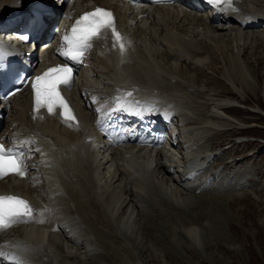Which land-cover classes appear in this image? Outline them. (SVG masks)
I'll list each match as a JSON object with an SVG mask.
<instances>
[{"label": "bare ground", "instance_id": "6f19581e", "mask_svg": "<svg viewBox=\"0 0 264 264\" xmlns=\"http://www.w3.org/2000/svg\"><path fill=\"white\" fill-rule=\"evenodd\" d=\"M18 1L26 0H0V15ZM236 5L229 17L214 11L206 16L183 7L162 9L147 15L143 26L138 22L128 28L135 45L125 63L94 57L90 72L94 77L72 94L82 117L78 132L53 120L34 124L27 116L26 97L13 100L9 135L20 147L29 148L26 157L31 173L29 181H0V191L21 196L34 212L41 210L42 223L16 230L17 236L9 234L12 240L6 245L21 249L29 264H80L89 254L117 257L124 264H144L141 253L129 251L139 232L134 222L136 217L150 221L154 209L161 215L168 210L188 218V228H183L185 239L193 244L188 247L204 250L205 232L215 226L194 214L199 208L196 202L214 194L208 179L224 176L228 170L222 167L207 178L200 170L212 157V161L224 162L227 150L215 153L212 147L226 131L258 127L253 124L244 129L251 118L242 115L250 108H238L235 103L247 105L248 97H257L258 68L264 65V0H239ZM122 17L125 21V13ZM112 66L117 72L113 79L106 74V68ZM117 84H134L140 92L171 103L183 122L179 127L181 144L173 152L153 155L134 147L111 148L101 136L95 141L99 149L83 144L82 136L97 135L91 114L84 108L85 96H108ZM261 105L257 101L250 112L258 113ZM2 111L7 112L6 108ZM30 134L46 140V148L25 144ZM4 252L2 245L0 256Z\"/></svg>", "mask_w": 264, "mask_h": 264}, {"label": "rangeland", "instance_id": "374dc122", "mask_svg": "<svg viewBox=\"0 0 264 264\" xmlns=\"http://www.w3.org/2000/svg\"><path fill=\"white\" fill-rule=\"evenodd\" d=\"M258 71L259 76L261 75V81L258 84L257 97L247 98V101H249L247 109L253 110L251 107H255L258 101L260 105L262 104L261 113H254V115L248 112L242 115L244 118H251V120H247L249 127L253 124L258 127L246 132L234 129L226 131L225 134L216 139V144H213L215 146L212 145V148L216 151L215 153L231 147L224 153L225 160L223 163L218 159L216 160L218 166L222 165L225 171L230 172L227 171V174L221 177H213L210 187L213 186L211 189L214 190V194L196 202L197 208H199L195 210L194 214L199 216L202 221L208 220L213 223L214 228H216L211 227L212 230L204 229L207 237L204 240V250L196 252L188 247L193 246L185 239L183 229L188 228V218L168 210L167 213L166 209L165 215H161L159 211L153 209L154 212L151 210L150 214L152 219L149 218L151 222L142 220V223L139 220L140 218L136 217L137 221L134 222V226H138V230H134L139 231L136 232L138 237L135 234L137 243L129 250L130 253L135 251L141 253L144 264H264V77L262 76L264 65L260 66ZM241 141L240 145L239 143L236 144V142ZM233 176L237 178L235 179ZM222 177L223 179L227 177V180L221 182ZM216 180L217 184H213ZM219 182H221L220 185H218ZM215 189L217 190L215 191ZM212 198L214 199L212 200ZM228 203H231V205ZM222 206L223 208H221ZM155 212H158L156 213L158 215ZM187 214L188 216L193 215L191 212H187ZM167 217L169 220H167ZM158 220L159 222H165V224L163 225L161 222L156 224ZM167 223L168 225H166ZM162 226L165 227L161 231ZM148 228L149 230H147ZM159 232H162L161 236ZM163 238H167L165 239L166 242ZM140 240L143 242L141 243ZM99 251H101V248H99ZM90 255L92 254L86 256V261L80 262V264H124L122 259L117 257ZM129 257L132 258L133 254Z\"/></svg>", "mask_w": 264, "mask_h": 264}, {"label": "snow or ice", "instance_id": "6c2138e0", "mask_svg": "<svg viewBox=\"0 0 264 264\" xmlns=\"http://www.w3.org/2000/svg\"><path fill=\"white\" fill-rule=\"evenodd\" d=\"M209 4H219L220 0H207ZM111 30L114 37V46L116 43L120 45V51H125L124 38L117 32L115 20L112 12L97 7L93 12L86 13L81 16L73 26L70 35H66L63 39L66 45L65 50L61 53L66 59L74 62H82L83 53L88 51L91 42L99 38L104 30ZM20 39L26 40V36ZM2 75V73H0ZM72 69L69 67L50 68L41 76L35 78L32 83L34 112H38L42 107H46L49 114H54V108L58 105L61 111L62 120L71 126L70 121H75L74 115L66 102L57 91L58 85L70 87ZM17 89L16 91H18ZM15 91L11 93L14 95ZM128 96L131 93L126 94ZM118 106L115 110H126ZM78 124V122H77ZM25 144L31 143L25 141ZM23 147V144L21 145ZM24 153L17 148L5 149L3 142H0V178L6 175L25 176V165L23 163ZM33 217V210L27 201L15 197L0 195V230H6L18 223L30 222ZM10 264H22L18 260H13Z\"/></svg>", "mask_w": 264, "mask_h": 264}]
</instances>
